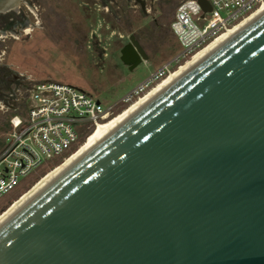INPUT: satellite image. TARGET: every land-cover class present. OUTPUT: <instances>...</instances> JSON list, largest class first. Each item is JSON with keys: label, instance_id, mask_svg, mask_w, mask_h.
I'll list each match as a JSON object with an SVG mask.
<instances>
[{"label": "water", "instance_id": "water-1", "mask_svg": "<svg viewBox=\"0 0 264 264\" xmlns=\"http://www.w3.org/2000/svg\"><path fill=\"white\" fill-rule=\"evenodd\" d=\"M20 1L2 34L37 26ZM20 74L0 65L8 107ZM0 264H264V7L2 214Z\"/></svg>", "mask_w": 264, "mask_h": 264}, {"label": "rangeland", "instance_id": "rangeland-1", "mask_svg": "<svg viewBox=\"0 0 264 264\" xmlns=\"http://www.w3.org/2000/svg\"><path fill=\"white\" fill-rule=\"evenodd\" d=\"M28 2L31 6L29 8L25 0H21L17 6L27 21L37 26L26 24L22 28H15L14 33L8 30H3V34L0 32V54L2 53L3 62L21 73V81L26 85L41 79L66 82L88 92L102 105H109L119 100L180 49L176 36L168 26L178 0L157 1L150 10L146 6V18L142 13L132 11L135 9L128 5L121 21L114 20L102 8L100 0ZM120 4L124 5L123 2ZM30 26L31 29L26 31ZM127 34L139 35L141 42L151 50L145 60H141L132 68L126 67L119 60L118 48L125 41ZM119 35L121 37H118ZM189 59L170 73L174 74ZM165 77L130 103H117L112 115L135 103ZM20 91L21 88L18 87L16 96H19ZM6 118L7 112L0 109V148L5 143ZM44 165L45 162H42L25 181L20 180L12 190L0 197L1 212L28 190L46 173L42 172L51 166ZM40 174L41 177L35 176ZM34 179L36 180L25 190L24 182L30 183Z\"/></svg>", "mask_w": 264, "mask_h": 264}, {"label": "built area", "instance_id": "built-area-1", "mask_svg": "<svg viewBox=\"0 0 264 264\" xmlns=\"http://www.w3.org/2000/svg\"><path fill=\"white\" fill-rule=\"evenodd\" d=\"M205 1L208 10H202L198 0H181L176 4L168 26L180 45L179 51L113 104L102 105L83 89L53 79L36 80L29 85L23 82L25 86H20L19 96L16 89L13 98L4 100L9 107L0 100V109L7 112L5 143L0 148V197L20 180L25 181L42 162L44 167L51 165L47 170L53 168L77 149L97 124L112 116L117 103L131 102L264 3V0ZM35 180L24 182V188Z\"/></svg>", "mask_w": 264, "mask_h": 264}, {"label": "bare ground", "instance_id": "bare-ground-1", "mask_svg": "<svg viewBox=\"0 0 264 264\" xmlns=\"http://www.w3.org/2000/svg\"><path fill=\"white\" fill-rule=\"evenodd\" d=\"M264 7V3L253 13L249 14L246 18H244L242 21L238 22L237 24L233 25L231 28L227 29L226 31L222 32L218 36H216L214 39H212L207 45L203 46L200 50H198L196 53L192 54L189 58V60L181 65L177 71L173 73H166L163 77V81L155 85V88L145 92L135 103L128 105L125 107L122 111L117 113L116 115H112L110 118L105 120L102 123L97 124L93 130L87 135L85 140L80 144V146L66 155L58 164L53 166V168L39 178L37 181L33 183V185L28 189L24 190L23 194H21L18 198H16L5 210H3L0 213V216L4 214L14 203H16L19 199H21L24 195H26L30 190H32L35 186H37L41 181H43L46 177H48L51 173H53L57 168H59L62 164H64L67 160H69L73 155H75L78 151H80L82 148H84L87 144H89L92 140H94L96 137H98L101 133H103L105 130H107L110 126H112L115 122H117L119 119H121L124 115H126L129 111H131L133 108H135L138 104H140L142 101H144L147 97H149L151 94H153L156 90H158L160 87H162L165 83H167L169 80H171L174 76H176L178 73H180L183 69H185L187 66H189L192 62H194L196 59H198L201 55H203L205 52H207L210 48H212L214 45H216L219 41H221L223 38H225L227 35H229L232 31H234L236 28H238L241 24H243L245 21H247L250 17H252L254 14H256L259 10H261ZM187 60V59H186ZM183 63V62H182ZM173 71V70H172ZM170 73V74H169ZM162 77V78H163ZM147 90V89H146ZM145 90V91H146ZM143 93V92H142ZM141 93V94H142ZM139 96V95H138ZM136 98V97H135ZM134 98V99H135ZM133 99V100H134ZM132 100V101H133ZM130 103V102H129ZM128 104V103H127Z\"/></svg>", "mask_w": 264, "mask_h": 264}, {"label": "flooded vegetation", "instance_id": "flooded-vegetation-1", "mask_svg": "<svg viewBox=\"0 0 264 264\" xmlns=\"http://www.w3.org/2000/svg\"><path fill=\"white\" fill-rule=\"evenodd\" d=\"M114 2H109V6L114 10V13H115V16H112L107 10V13L108 14H110V16L114 19V20H117V21H121L123 18H122V16H124L125 15V8L126 7H128L127 5H126V0H113ZM157 1H160V0H143V5H144V11H145V14L147 13V11L145 10V7L146 6H148L149 7V10L152 8V5L154 4V3H157ZM101 2V1H100ZM120 2H123L124 3V5H122V4H120ZM102 3V2H101ZM128 5H129V7L130 8H134L135 10H132V11H136V12H140V13H142L143 14V11H142V9H141V6H140V3L139 2H137L136 0H129V2H128ZM18 7V9H19V6H17ZM122 10H120V9ZM144 15V14H143ZM169 24V23H168ZM20 28H22V27H20ZM25 28H27V27H25ZM24 28V29H25ZM31 29V26L30 27H28L27 29H26V31H28V30H30ZM4 30H6V29H4ZM12 30H15V27H13L12 28ZM23 30V29H22ZM132 37V39L137 43V45L140 47V49L143 51V53L145 54V56H146V58H147V56H148V54H149V52L151 51L149 48H146L145 47V45L141 42V37L139 36V35H133V34H127L126 36H125V41L121 44V46H119V48H118V51L124 46V45H126L127 43H128V41H129V37ZM118 37H121V35H119ZM94 45L96 46V43H94ZM153 51H155V49H153ZM141 61V60H140ZM139 61V62H140ZM122 63V62H121ZM0 65L1 66H4V67H6L7 69H10V70H12V71H15V70H13V69H11L9 66H8V64L6 63V62H3V57H2V53L0 54ZM126 67H129V65H127V64H124ZM16 72V71H15ZM10 76H11V78L12 79H15V78H18V76H16V75H14V74H12V73H10ZM22 78H23V76H21ZM19 82L20 83H17L16 84V87H14V82H9V84H8V87H9V89L11 90V92H13L14 90H16L18 87H20L22 84V81H21V79H19ZM0 93H2V94H6V93H8V90L6 89V88H0ZM1 100V99H0ZM4 100H7V99H4Z\"/></svg>", "mask_w": 264, "mask_h": 264}, {"label": "trees", "instance_id": "trees-1", "mask_svg": "<svg viewBox=\"0 0 264 264\" xmlns=\"http://www.w3.org/2000/svg\"><path fill=\"white\" fill-rule=\"evenodd\" d=\"M26 190V189H25Z\"/></svg>", "mask_w": 264, "mask_h": 264}]
</instances>
